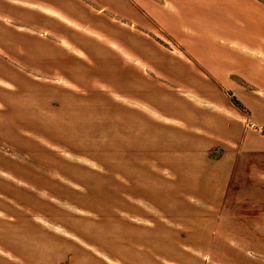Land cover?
Returning a JSON list of instances; mask_svg holds the SVG:
<instances>
[{"label": "rangeland", "instance_id": "obj_1", "mask_svg": "<svg viewBox=\"0 0 264 264\" xmlns=\"http://www.w3.org/2000/svg\"><path fill=\"white\" fill-rule=\"evenodd\" d=\"M4 1L24 6V61L0 51L24 264H264V90L245 80L264 71L231 74L264 53V0Z\"/></svg>", "mask_w": 264, "mask_h": 264}, {"label": "crops", "instance_id": "obj_2", "mask_svg": "<svg viewBox=\"0 0 264 264\" xmlns=\"http://www.w3.org/2000/svg\"><path fill=\"white\" fill-rule=\"evenodd\" d=\"M10 21L19 25H14ZM22 26H24V6L13 5L0 0V51L6 52L7 55L17 60L24 61V33L17 31ZM227 49L231 50V46ZM240 52L237 58L240 60L243 58L244 65L238 64V60H236L233 73L231 74L235 76L240 75L241 77H244V75L258 76V72L246 73L245 71L249 70L246 64L259 65L261 70L264 71L263 52L258 50L249 52V49L244 50L243 48ZM229 72H232V68ZM9 73V75L13 76L12 71L9 70ZM211 73L218 77L221 75L219 68H212ZM245 80L250 82V86H254V92H258L259 89L264 90L263 79H260L262 80L261 84H256L247 78ZM231 82L233 81L231 80ZM251 125L253 124L251 123ZM0 164H2L0 166L4 170H9L10 166H12L10 165L9 158L1 151V147ZM15 169L23 172V168L20 166L15 167ZM2 174L6 175L7 173L4 171ZM11 183L10 179L0 177V264H24V189L22 186L14 187ZM18 223L20 224V228L16 231L15 227ZM18 232L21 234L20 236ZM216 242L218 244L219 241ZM103 264L111 263L105 260Z\"/></svg>", "mask_w": 264, "mask_h": 264}]
</instances>
